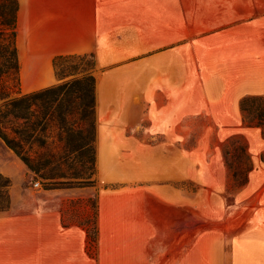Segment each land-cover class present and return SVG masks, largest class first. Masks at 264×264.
I'll list each match as a JSON object with an SVG mask.
<instances>
[{
  "label": "crops",
  "instance_id": "crops-1",
  "mask_svg": "<svg viewBox=\"0 0 264 264\" xmlns=\"http://www.w3.org/2000/svg\"><path fill=\"white\" fill-rule=\"evenodd\" d=\"M17 1L20 93L60 84L55 59L92 56L97 177L117 187L98 191L93 243L63 223L73 195L0 209V264H196L197 241L210 251L211 237L197 234L194 210L181 227L173 207L190 135L176 114L202 106L208 136L253 129L240 101L264 98V0ZM0 143V173L12 178L19 159Z\"/></svg>",
  "mask_w": 264,
  "mask_h": 264
},
{
  "label": "rangeland",
  "instance_id": "rangeland-1",
  "mask_svg": "<svg viewBox=\"0 0 264 264\" xmlns=\"http://www.w3.org/2000/svg\"><path fill=\"white\" fill-rule=\"evenodd\" d=\"M90 63L89 59L77 58L60 61L57 65V73L63 77L59 79L60 84L80 79L86 73L92 75L88 70ZM201 107L181 105V111L176 114L181 128L190 129L189 136L180 137V177L174 183L179 199L173 207L180 211V226L184 225L187 211L191 214L194 210L197 234L204 229L210 232V251L202 246L203 242L197 241L196 264H260L264 259V247L253 241L258 238L257 234L264 235V162L261 159L264 137L261 129L234 130L230 136L203 135L207 132L204 131L207 122ZM162 113L167 116L170 112L161 110ZM34 149L37 150L36 145ZM95 162L94 153L93 175L91 164L81 168L75 161L74 169L68 173L76 178L59 179L49 184L19 160V168H12V178L0 173V209L28 210L44 204L49 206L53 198L43 201L33 195L69 194L73 199L65 206L63 223L91 226L99 189L117 187L101 183ZM235 170H248L244 184L237 185L242 176L235 180ZM46 172L50 174L49 170Z\"/></svg>",
  "mask_w": 264,
  "mask_h": 264
},
{
  "label": "trees",
  "instance_id": "trees-1",
  "mask_svg": "<svg viewBox=\"0 0 264 264\" xmlns=\"http://www.w3.org/2000/svg\"><path fill=\"white\" fill-rule=\"evenodd\" d=\"M18 7L17 0H0V140L45 183L76 178L68 173L75 161L81 168L91 164L93 175L95 80L86 73L69 83L21 94L15 43ZM73 58L89 59L88 70H93L92 56L60 57L53 61L58 79L63 78L57 73L58 63ZM240 110L243 123L261 129L264 137V98L244 97ZM261 159L264 162V156ZM248 170L234 171L235 180L242 176L237 185L246 182ZM94 216L91 226L78 223L89 243L97 239V208Z\"/></svg>",
  "mask_w": 264,
  "mask_h": 264
}]
</instances>
